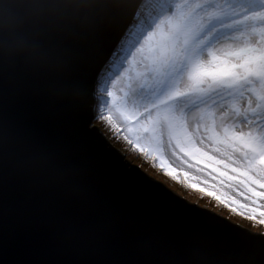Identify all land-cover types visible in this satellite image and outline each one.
<instances>
[{"label": "water", "instance_id": "95a60500", "mask_svg": "<svg viewBox=\"0 0 264 264\" xmlns=\"http://www.w3.org/2000/svg\"><path fill=\"white\" fill-rule=\"evenodd\" d=\"M143 2L0 0V264H264V234L189 202L93 125Z\"/></svg>", "mask_w": 264, "mask_h": 264}, {"label": "rangeland", "instance_id": "374dc122", "mask_svg": "<svg viewBox=\"0 0 264 264\" xmlns=\"http://www.w3.org/2000/svg\"><path fill=\"white\" fill-rule=\"evenodd\" d=\"M137 18L100 76L93 125L128 161L189 202L264 234V203L258 217V201H251L252 196H264V167L249 169L247 146L235 142L231 133L226 138L219 118L213 119L214 102L194 80L197 68L192 75L179 74L182 52H190L197 67L213 50H227L220 59L244 65L234 71L247 74L240 48L253 30L264 33V4L144 0ZM170 69L178 74L166 85ZM137 122L138 129L133 128ZM177 138L185 142L183 150L175 145ZM195 152L214 164L216 172L190 165L187 159Z\"/></svg>", "mask_w": 264, "mask_h": 264}, {"label": "snow or ice", "instance_id": "6c2138e0", "mask_svg": "<svg viewBox=\"0 0 264 264\" xmlns=\"http://www.w3.org/2000/svg\"><path fill=\"white\" fill-rule=\"evenodd\" d=\"M240 53L241 59L247 58V74L234 71L244 65L220 59L221 54L228 55L227 50H213L205 53L194 80L207 89L214 102L213 119L219 118L226 138L231 133L235 142L247 146L244 156L250 161L257 153L264 154V33L253 30Z\"/></svg>", "mask_w": 264, "mask_h": 264}, {"label": "bare ground", "instance_id": "6f19581e", "mask_svg": "<svg viewBox=\"0 0 264 264\" xmlns=\"http://www.w3.org/2000/svg\"><path fill=\"white\" fill-rule=\"evenodd\" d=\"M140 7H141V5L139 6V11H140ZM188 44H189V42H187V44L185 45L186 48L188 47ZM118 49H119V47L117 48L115 54H117L119 52ZM185 52L186 51L182 52V57H181L182 60H181V63L179 64V74L181 72H186V75H189V74L192 75L193 74V71H195L196 68H197L196 67V63H195V59H194V57H191L190 62L188 63L187 67H185L186 66V64L184 63V58H185V54L184 53ZM115 54L112 56V59L115 56ZM193 65H194V68L191 67ZM174 71H175V69H170V71L165 74V76H164V84L166 83V85H168L169 84V81L171 82V80H173V79H175L177 77L178 72H176L174 74ZM101 72H103V71H101ZM173 82H174V80H173ZM171 88H172V86L170 87V89ZM165 92H166V90H165ZM126 116H127L126 118L129 119V116L128 115H126ZM167 124H168V128H169V126L171 125V123L170 122L168 123V121H167ZM132 127L138 129V127H139L138 122H137V124H132ZM150 133L152 134V130H150ZM174 133H176V130H175ZM152 136H153V134H152ZM152 142H153V137H152ZM175 145L178 146L182 150L186 147L185 142L184 141H181L180 138L179 139L177 138V140L175 139ZM246 151H248V148L244 150V153ZM261 155H264V154L257 153V155H256L255 158H253L250 161H247V164H248L247 166L249 167V169H253L254 167H264L263 162L260 160V156ZM191 156H192L191 161H189L187 159V162L190 165H192L194 168H196L198 171H204V172H207V173H209L210 171H215L216 172L217 168L215 167V165L212 164V163H208L205 159H203L198 154H196V152L194 154V157H193V155H191ZM206 166L208 168H205ZM208 169H210V170H208Z\"/></svg>", "mask_w": 264, "mask_h": 264}, {"label": "trees", "instance_id": "16d2710c", "mask_svg": "<svg viewBox=\"0 0 264 264\" xmlns=\"http://www.w3.org/2000/svg\"><path fill=\"white\" fill-rule=\"evenodd\" d=\"M256 200L258 201V208H256L255 211L260 214V215H257L258 217H262L263 215L261 213L260 208H261V205L264 203V196L256 195V196L251 197V201H256Z\"/></svg>", "mask_w": 264, "mask_h": 264}]
</instances>
